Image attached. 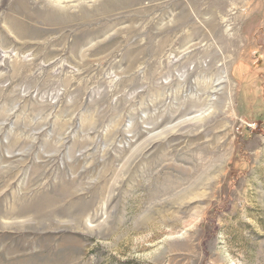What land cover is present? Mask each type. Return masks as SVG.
<instances>
[{"label":"rangeland","instance_id":"1","mask_svg":"<svg viewBox=\"0 0 264 264\" xmlns=\"http://www.w3.org/2000/svg\"><path fill=\"white\" fill-rule=\"evenodd\" d=\"M0 264H264V0H0Z\"/></svg>","mask_w":264,"mask_h":264},{"label":"bare ground","instance_id":"2","mask_svg":"<svg viewBox=\"0 0 264 264\" xmlns=\"http://www.w3.org/2000/svg\"><path fill=\"white\" fill-rule=\"evenodd\" d=\"M208 110H210V108H208L207 110H205L204 112H202V114H201V115H203L204 113H207V112H208Z\"/></svg>","mask_w":264,"mask_h":264}]
</instances>
